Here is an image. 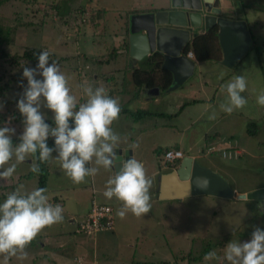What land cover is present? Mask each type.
<instances>
[{
	"label": "rangeland",
	"instance_id": "1",
	"mask_svg": "<svg viewBox=\"0 0 264 264\" xmlns=\"http://www.w3.org/2000/svg\"><path fill=\"white\" fill-rule=\"evenodd\" d=\"M169 4L170 0H7L0 5V24L8 28L11 34L10 43H4L2 47L11 55L21 54L27 48L48 51L50 62H56L60 71L68 77L71 94L76 95L80 102L86 99L83 89L88 86L95 88L96 83L114 94L119 88L124 87V92L130 95L126 97L134 107L130 106L129 110L136 111L144 103L143 98H136L133 90L131 70L137 65L130 63L127 56L121 54L118 55L116 61L101 62L97 67L94 66L97 65L95 61H99L100 55L101 57L106 55L112 48H118L123 42L127 26L126 10L131 8L158 10L166 8ZM219 8L220 15L246 19L253 26L256 45L247 50L246 55L244 54L237 61L233 70L210 59L198 62L192 75L183 82L182 86L171 90L175 94L169 96L168 99L174 102L182 95L185 104L191 103L194 98L198 102H217V95L226 88L228 82L236 76L245 77L247 88L241 95L247 100L246 106L260 111V118L253 121L256 123L257 132L253 135L237 134V139L232 141L231 137L224 134L229 127L226 126L223 129L221 121L236 118V112H241V110L235 109L231 114L224 112L219 115L211 109L206 116L197 120L193 127L186 130L183 142L179 145L185 154L197 152L196 147L191 149L184 147L196 141L203 148L210 130L222 131L215 137L217 138L215 148H221V151L216 149L211 153L204 151L205 153L198 154V158L212 169L216 168L215 170L228 180L231 187L235 188L234 191L241 193L264 184V106L257 103V97L264 93V0H220ZM203 30V26L194 29L196 33H201ZM144 60L145 58L139 60V65L150 67ZM27 67L35 68L36 65L33 67L28 63ZM5 69H7L6 78L10 74H22L23 72V68L16 65H5ZM98 70L103 73L109 72L105 75H110L114 71L117 79L115 78V82L112 83L111 81L106 83V79L101 77L95 80L92 77L94 71L98 73ZM15 79L20 82V85L27 84L25 79H19V75ZM113 89L114 92H112ZM171 91L164 90L163 92ZM22 92L23 87H19L16 82H13L12 87L4 92V98L9 102L8 109L11 113H19L16 102ZM80 94H82V99L79 98ZM124 98L125 96L119 97L118 101L122 104ZM146 107L147 105L141 108L151 112ZM3 111H5L4 108L0 110V113ZM41 111L46 115V122L54 126L52 113L43 107ZM214 112L216 116L211 119ZM9 118L8 116L7 119ZM249 120L243 121V126ZM9 126L16 129L13 137L19 138L23 132V117L20 113L18 119H11ZM229 126L235 129L237 123L231 122ZM164 128L171 135H175L176 131L173 127L167 125ZM169 144L171 143L166 141L164 145ZM235 149L238 153L241 149V155L233 154ZM223 151L227 152L225 156L222 154ZM252 154L253 158L250 157ZM53 155L56 154L53 153ZM14 162L13 160L10 163ZM33 162L32 157H29L25 162L18 164L10 178L0 179V187L15 184L16 192L23 195L34 191L37 186L36 177H22L30 170ZM53 163H58L59 166L54 169ZM49 166L52 174L55 175L50 176L45 195L49 197V202L54 204L52 201L55 197H52V193L49 192L50 187L59 185L61 181L69 180V177L65 175L57 159H50ZM97 186L100 191L104 190L99 185ZM85 188V193L88 194H86L88 198H84L87 206L91 202L93 193L89 185ZM9 192L7 188V193ZM95 198L100 202H105L98 195ZM108 200L116 205L114 197ZM62 202L61 200L59 203L63 204ZM150 212L154 218L148 215L147 219H143L146 225L143 228L145 234L142 233L150 237L134 239L132 241L134 248L126 245L134 250V256L115 257L114 252L120 249L111 248L103 251L98 249L97 255L94 256L98 264H122L120 261H126L127 264H138L137 262L141 261L149 264H230L224 259L226 244L230 241L243 243L250 240L256 227L264 230V221L257 213L256 202L250 199L237 200L234 198V200L225 201L205 195L181 201L166 200L156 202V205L151 204ZM67 219L63 215L62 222L43 229L41 235L43 238L41 236L34 238L25 249L26 256L21 258L22 254L18 253L10 257L7 264H68L62 260L63 257L55 255L60 251L64 252L63 255L66 256L64 258L72 261L70 264H96V260L92 263L93 244L98 240L96 235L87 236V241L77 244L74 252L72 242H68L69 235L67 233L61 236L57 234L58 230L67 227ZM46 235L50 239L42 248L41 242L46 240L44 237ZM128 248H126L127 252ZM210 251H215L218 258L204 260L205 255ZM0 264H4L3 256H0Z\"/></svg>",
	"mask_w": 264,
	"mask_h": 264
},
{
	"label": "clouds",
	"instance_id": "2",
	"mask_svg": "<svg viewBox=\"0 0 264 264\" xmlns=\"http://www.w3.org/2000/svg\"><path fill=\"white\" fill-rule=\"evenodd\" d=\"M37 60L35 68L24 67L22 72L27 84L21 85L23 92L16 102L23 117L19 143L14 144L12 140L16 134V129L9 126L12 118L0 126V179L10 178L18 164L37 152L41 163L57 159L74 184L84 183L86 177L97 173L98 168L88 166L93 160L105 169L113 168L117 159L114 146L119 136L111 126L120 116L118 99L110 97L104 87L88 86L83 89L86 99L80 102L71 94L68 77L56 62H50L48 51H40ZM246 88L247 81L243 76L228 82V102L220 105L221 111L231 114L244 107L247 100L241 93ZM257 103L264 106V93L257 97ZM42 107L52 113L54 126L46 122ZM2 109L3 104H0ZM215 116L214 112L210 118ZM50 137L54 138L52 147L48 145ZM13 160L15 162L10 163ZM30 171L39 173V164L33 162ZM151 186L152 180L147 177L144 165L130 158L107 181L104 196L122 202L123 207L117 213L121 218L127 212L143 217L151 210ZM45 192L44 188L25 195L13 192L0 203V256H3L4 264L18 253L22 254L21 258L26 256V247L43 229L63 221L64 209L50 203ZM217 258L216 252L210 251L204 260ZM224 259L230 264H264V230L256 227L250 240L227 243Z\"/></svg>",
	"mask_w": 264,
	"mask_h": 264
},
{
	"label": "crops",
	"instance_id": "3",
	"mask_svg": "<svg viewBox=\"0 0 264 264\" xmlns=\"http://www.w3.org/2000/svg\"><path fill=\"white\" fill-rule=\"evenodd\" d=\"M150 11H152V10H150ZM127 58L130 60L129 55ZM111 61L112 62L116 61V59L114 58V59L110 60L109 62H111ZM109 62H106V63H109ZM144 62L148 63L150 65V67L140 66L138 62L135 63V62L130 60V63H132L133 65H137L136 66L137 68L143 69V70H149L151 68V64L146 61V58H145ZM198 62L199 61H196V64ZM94 66L97 67L98 65H94ZM195 69H196V65H195L194 70ZM94 72H95V74H93V76H94L93 79H95V80H97V79H99V77H101L103 79H106V83H108L109 81H111V83H112V82H115V80H114L115 78L117 79L114 71L112 72V74H110L113 76V78L108 77L110 75H105V73H109V72L103 73V72H101V70H98V76H97L96 71H94ZM105 76H106V78H105ZM131 76H132V72H131ZM132 82L134 83V80H132ZM121 84H123V82H121ZM105 86H106V84H105ZM123 89H125V88L124 87L119 88V90L116 94L109 92L110 90H106V91H107V94L112 98L118 99L119 97L125 96L124 102L121 104V102L119 101V104H120V106H125L126 108L130 109V106H132V105L130 104V100L128 101V98L126 97V96H130V95L126 94ZM133 90L136 93V95H135L136 98L141 97L144 99V103L141 104V106H139V108L145 107V105H147L146 108H149L152 113L145 115L142 118L135 119V120L127 117L124 113H121L119 116V119L114 121L112 126H111L113 131L116 134H118V136H119V141H118L117 145L114 146V151L115 150H121L122 154L124 153V151H126V152L132 151L131 157L137 159L138 161H140L144 165L147 177L152 180V186L150 188V196H151L150 203L153 205L154 204L156 205V202H159V201L160 202L166 201V200H168V201H171V200L181 201V200L191 198V197L205 196V195H196V196H187V197H184L181 199H160L159 194H158V188L160 185L161 174L166 173V172L176 168L181 159H178L169 165L168 164L161 165L162 163L160 162V160H161L162 151L166 148L173 147V148H177V149L182 150L179 145H181L183 142V137L185 136L186 130L190 127H193L194 123L197 120L206 116V113L209 110L214 109L219 115L221 113L222 114L224 113L223 111H221L220 105L226 104L228 102V96H227L226 88L223 89L217 95V102L216 101H214L213 103L210 101L198 102L196 100V98H194V100L191 103H186V104H185V99L181 95L182 93L177 94V95H181L180 99L175 100L174 102H170L168 97L175 94L174 92L171 91V92H165L164 93L163 91H161V89L156 90L155 87H149L148 85H146L145 82L141 83L138 86L134 83ZM114 91L115 90L113 89L112 92H114ZM79 98L80 99L83 98L82 94L79 95ZM137 107H135V108H137ZM154 108H156V109H154ZM239 110H241V112H236V116H237L236 118H229V119H227V121H225V120L221 121V123H222L221 125L223 126V129L226 126L229 127V130L225 131L224 134H227V136L231 137L232 141H235L237 139V137H238L237 134H240V135L241 134H248V135H250V133L247 130L248 129L247 123L253 122L254 119L258 120L260 118V111H257L256 109L253 110L248 105L247 106L245 105L244 107L240 108ZM183 119H187V120H183ZM246 119H250L251 121L249 120L243 126L242 122L246 121ZM173 120L176 122H172ZM169 122H172V123L167 124ZM231 122L237 123V127L235 129L229 126V123H231ZM167 125H169L171 128L173 127L175 129V131H176L175 135H171L170 132H167L166 128H164ZM249 128H250V130L254 131L253 134H255L257 132L256 126H255L254 130L250 126H249ZM163 129H165V130H163ZM221 132H219L218 130H215V131L210 130L209 134L207 135V138L205 139L206 145L203 148H202V145L198 144L196 141H193L192 144H187V147L185 146L184 148L191 149V148L196 147L197 152H188L186 154L183 153L184 156L189 155L191 157H197L198 158V154L201 152L205 153L207 151V152L211 153L215 149L218 151L219 150L221 151V148H215V145L217 142V138H215V137L217 135H220ZM177 137H179V138H177ZM166 141H169V143H171V144L164 145L166 143ZM233 147L238 148L236 146H233ZM241 153L242 152L240 149V155H241ZM240 155H239V157H240ZM250 157L253 158L254 157L253 154ZM198 160L201 164L208 166L205 163H202V161H200L199 158H198ZM48 164H49V162H48ZM53 165H54L53 166L54 169L56 168V166H59L58 163H56V164L53 163ZM88 166L98 168V171H97L96 175L86 177L84 183L74 184L73 182H70L72 180L69 178V180H67V181H64V182L61 181L60 184L57 186H54V187L51 186L50 187L51 189L49 192L52 193V197H55L54 200H56V202H54L53 205L59 204L64 209L63 215H65L68 218L67 219V222H68L67 227L65 229H61L60 231L58 230L57 234L61 236V235H65V233H67L69 235L68 242H72V244L74 246L73 251L75 252V247L77 246V244H82V243H85L87 241L86 235L75 232V226H76L77 220L80 219L81 217H84L87 214L92 200L93 201L95 200L98 203L109 204L114 209V226L111 230L99 231L96 234V236L98 237V240L96 243L93 244V249H92L93 261H92V263L95 262V260H96V264H98V260L94 258V256L97 255L98 249H100L102 251L106 250V249H111V248L114 250L120 249V251L114 252L113 255L115 257H118L120 255H126V258L132 257V256H134V250L129 249L128 247H126V245L134 248V244L132 243V241L134 239L149 238L150 235H143V234H145L143 228L146 225L144 223L143 219H147L148 215L151 216L152 218H154V217L152 216L151 212H149L148 214L143 216L144 218L143 217H136L131 212H127L123 218L118 216L117 213L123 207L122 202L114 197L116 199V205H113L110 200L104 198V192L106 190L107 181L111 178L110 170L105 169L103 166L96 165L94 160ZM215 169H213V170H215ZM49 170H50V174H49L48 181L50 179V176L55 175V174H52L51 169H49ZM259 174H261V173L259 172ZM87 185H89V187L92 189L93 195L91 197V202L86 206L85 205V202H86L85 199L88 198V196H87L88 194L85 193V189H86L85 186H87ZM97 185L104 188V190L100 191V189L98 188ZM260 186L263 187L264 184L257 185L255 188H252V189L248 190L247 192L252 191V190H254ZM47 187H48V182H47ZM232 189L234 190L235 188L232 187ZM242 192L247 193L246 191H242ZM96 195L101 197L105 202L98 201L95 198ZM206 196H210V195H206ZM210 197H213V196H210ZM215 198L222 199L225 201L234 200V199H223V198H219V197H215ZM61 200L63 201L62 202L63 204L59 203V202H61ZM66 201H67V203L65 204ZM41 235H42V231L37 236L40 237ZM44 237L46 238V240L45 241L42 240V242H41L42 248L45 247L48 240L50 239V237L47 235ZM41 238H43V237L41 236ZM51 238H53V237H51ZM126 248L129 249L128 252H127ZM122 250H124V251H122ZM63 254H64V252H62V251H60L59 253H55L56 256L63 257L62 260L67 262L68 264H70L72 261L68 258H64L66 256H64ZM77 261H79V260H77ZM120 262L122 264H127L126 261H120Z\"/></svg>",
	"mask_w": 264,
	"mask_h": 264
},
{
	"label": "water",
	"instance_id": "4",
	"mask_svg": "<svg viewBox=\"0 0 264 264\" xmlns=\"http://www.w3.org/2000/svg\"><path fill=\"white\" fill-rule=\"evenodd\" d=\"M220 0H170L163 9L128 15V55L138 62L153 54L160 57V67L168 71L171 81L167 91L181 86L192 75L196 60L187 55L188 42L197 34L217 27L221 47L220 63L231 68L252 44L245 20L220 15ZM158 90V88H156ZM116 163L110 170L111 178L121 164L132 158V151L115 150ZM160 199H181L187 196L210 195L223 199H250L264 217V186L247 193L235 192L229 182L197 157L185 155L176 168L161 174L158 188Z\"/></svg>",
	"mask_w": 264,
	"mask_h": 264
},
{
	"label": "trees",
	"instance_id": "5",
	"mask_svg": "<svg viewBox=\"0 0 264 264\" xmlns=\"http://www.w3.org/2000/svg\"><path fill=\"white\" fill-rule=\"evenodd\" d=\"M4 1H7V0H0V5ZM51 8H53V7H51ZM82 10L84 11L83 8H82ZM150 10L154 11L156 9L145 10V9H141V8H131V9L126 10L125 11V17H126V25L127 26H126V33H124L123 42L121 43L122 45L120 44V46L118 48L117 47L112 48L109 51V53H107L106 55H103L102 57L100 55L98 57L99 61H95L96 62L95 64L98 65V63L100 64L101 62H109L110 60H112L114 58L117 59L119 54L128 57V22H127L128 21V18H127L128 14L150 11ZM72 13H73V11H72ZM89 18L92 19L93 16H89ZM230 18L240 19L236 16H232ZM244 20L247 23L248 30H249V33L251 35V39H252L251 46H254V45H256V40H255L256 37L253 35V29H252L253 26L250 25L246 19H244ZM10 34H11L10 30L8 28H5L4 26L2 27V25L0 24V45H1L0 46V104H3V108L5 110V111L0 113V126H3L4 122L6 120H8L7 119L8 116L10 118H12V120L19 118V113H17V112L11 113V111L8 109L9 102L4 98V92L12 87L13 82H16V84L19 87H21L20 82L18 80H16L15 78L19 75V79H22V74H10L6 78L7 69H5V65H10V66L16 65L17 67L24 68V67H27L28 63H30L31 66L34 67L38 63L37 56L40 52L39 50H37L35 48H27L21 54L11 55V54L7 53L5 51V49L2 47V45L4 43H10L9 42L10 41V39H9ZM186 51L187 52L192 51L193 58L196 61L201 62V61L210 59V60H214L217 63H220V60L222 59V52H221V47H220L218 37H217V27H213L207 31H202L201 33H197L188 42V45L186 47ZM34 53H35V55H34ZM245 55H246V53H245ZM159 59H160V57L157 56V54H153L147 58L146 61L151 64V68L149 70H143V69H139L137 67L133 68L132 77H133L134 83L137 86L140 85L141 83L145 82L146 85H148L149 87H155V88L161 89V91H164L167 89V87L169 86L170 81H171V75L168 71H166L160 67ZM91 60H93V59H91ZM235 66H236V64L231 67L232 70L235 68ZM97 76H98V73H97ZM108 77L113 78V76H108ZM98 85L99 84L96 83L94 85V87H100ZM120 107H121L120 114L124 113L127 117L134 119V120L138 119V118H142L145 115H148L151 113L147 109H144V108H139L136 111H134V110L131 111L128 108H126L125 106H120ZM249 126L252 127L254 130L255 126H256L255 122H248L247 123L248 132L250 134H253L254 131L250 130ZM12 140H13L14 144L19 143V139L16 137H12ZM53 140H54V138H51V137L49 138V140H48L49 147L53 146ZM171 148H173V147H171ZM167 149H170V148H166L163 151H165ZM175 149H177V148H175ZM38 155H39V153L37 152V154L35 156H32V160L35 163L39 164L40 172L39 173H33L32 171H28L27 173L23 174L22 177L23 178L36 177L37 186H36L35 190L37 188L47 189V182H48V178H49V174H50V170H49L50 168H49V164H48L49 160L41 163L37 159ZM7 188L10 191L9 193H7ZM13 192H16L15 184H11L10 186L0 187V203H3L6 200L7 196ZM45 194H46V192H45ZM21 195H23V194H21ZM52 202L54 203V202H56V200H54ZM90 207H91V205H90ZM113 211H114V209H113ZM257 213L262 218V220L264 221V217L261 216L259 214V212H257ZM81 219H82V217L77 220V223L75 226V232L80 233V234H84L86 236H95L99 232L98 231L93 235H87L83 231H76L77 227H79L78 223ZM137 263L138 264H149V263L143 262V261L137 262Z\"/></svg>",
	"mask_w": 264,
	"mask_h": 264
},
{
	"label": "built area",
	"instance_id": "6",
	"mask_svg": "<svg viewBox=\"0 0 264 264\" xmlns=\"http://www.w3.org/2000/svg\"><path fill=\"white\" fill-rule=\"evenodd\" d=\"M187 55L193 58L192 51H188ZM226 151L222 154L225 156ZM234 154H239L237 149ZM230 155V152H229ZM183 157V152L180 149L170 148L162 152L161 162L163 165L171 164ZM76 231H83L87 235H93L98 231L110 230L114 226V211L113 208L104 203L92 201L88 213L79 221Z\"/></svg>",
	"mask_w": 264,
	"mask_h": 264
},
{
	"label": "flooded vegetation",
	"instance_id": "7",
	"mask_svg": "<svg viewBox=\"0 0 264 264\" xmlns=\"http://www.w3.org/2000/svg\"><path fill=\"white\" fill-rule=\"evenodd\" d=\"M144 12H146V11H144Z\"/></svg>",
	"mask_w": 264,
	"mask_h": 264
}]
</instances>
